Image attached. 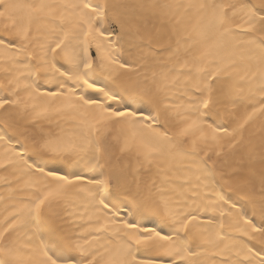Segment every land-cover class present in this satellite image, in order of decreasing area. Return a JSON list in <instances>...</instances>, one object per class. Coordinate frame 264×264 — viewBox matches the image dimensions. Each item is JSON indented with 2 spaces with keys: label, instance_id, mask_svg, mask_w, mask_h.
<instances>
[{
  "label": "snow or ice",
  "instance_id": "6c2138e0",
  "mask_svg": "<svg viewBox=\"0 0 264 264\" xmlns=\"http://www.w3.org/2000/svg\"><path fill=\"white\" fill-rule=\"evenodd\" d=\"M0 73V264H264V0H0Z\"/></svg>",
  "mask_w": 264,
  "mask_h": 264
},
{
  "label": "bare ground",
  "instance_id": "6f19581e",
  "mask_svg": "<svg viewBox=\"0 0 264 264\" xmlns=\"http://www.w3.org/2000/svg\"><path fill=\"white\" fill-rule=\"evenodd\" d=\"M17 2L26 5V4L36 3L37 0H17ZM67 2L72 3L74 2V0H67ZM93 2H97V0H93ZM27 12H28L27 8H22L19 11L18 16L26 15ZM6 84H7V81L4 79L3 73H0V89H4V90H0V95L6 94V89H5ZM70 86H71V83L69 82V84L66 85L65 87L68 88ZM40 89L42 92L47 91V90L56 89V81L55 79L51 78V74L49 76V81L47 83L44 82L43 79L41 80ZM12 98L16 99L17 97L13 96ZM19 98L21 99L22 103L27 102L29 105L31 104L42 105L44 102L41 99V97L38 95H34L31 98H29L28 92H25V91L20 92ZM173 101L177 104L184 102V101H181V99H179L178 97H173ZM23 116H24V112H23V109L21 108L20 110H18L17 119H21ZM0 132H2V129H0ZM9 135H11V133H9ZM5 140H7V137H5ZM2 147L3 146H0V150H2ZM17 175H19V173H17ZM4 176H7L9 181L13 180V177L10 173L0 171V177H4ZM16 187L17 185L15 183H12L11 187H7L4 181L0 179V227L4 226L5 218H10V213H13L17 208L20 207L19 201L22 197V194L14 191ZM205 191H207V189H205ZM236 198L237 197L234 196V199ZM7 239H11L15 241L17 244L26 243V238L24 234L19 233V232H12L11 235L7 237ZM243 239L245 238L240 237V240H243ZM235 251L236 250H233L232 252L227 253L226 258H229L232 260L243 259L242 255L240 257H237L235 255ZM223 258L225 257H217V259H223Z\"/></svg>",
  "mask_w": 264,
  "mask_h": 264
}]
</instances>
